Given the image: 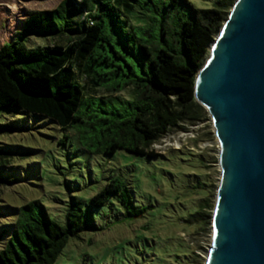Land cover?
Here are the masks:
<instances>
[{
  "label": "trees",
  "instance_id": "trees-1",
  "mask_svg": "<svg viewBox=\"0 0 264 264\" xmlns=\"http://www.w3.org/2000/svg\"><path fill=\"white\" fill-rule=\"evenodd\" d=\"M234 3L197 9L188 0H64L34 12L19 37L0 48V109L51 118L73 129L61 143L74 136L91 154L155 159L160 154L151 145L202 108L196 76ZM32 35L54 43L29 47ZM13 129L0 123V135ZM13 163V150L0 142V187L14 182L3 175ZM63 202L61 216L40 199L16 207L0 241V264H64L58 258L71 238L103 230L99 216L149 211L130 180L115 174L89 201L71 195Z\"/></svg>",
  "mask_w": 264,
  "mask_h": 264
},
{
  "label": "rangeland",
  "instance_id": "rangeland-1",
  "mask_svg": "<svg viewBox=\"0 0 264 264\" xmlns=\"http://www.w3.org/2000/svg\"><path fill=\"white\" fill-rule=\"evenodd\" d=\"M63 1L0 0V48L19 37L32 13L53 10ZM188 1L193 8L205 9L217 0ZM160 9L163 12V5ZM52 43L39 35L27 41L29 47ZM97 94L106 95L102 89ZM202 108L194 109L151 145L160 154L155 159L126 151L110 156L91 154L75 145L74 136L61 143L73 129L62 130L51 118L0 109V123L14 128L0 135L1 144L14 154L13 165L3 172L14 182L0 187V230H6L0 241L8 238L10 225L6 224L13 221L16 207L40 199L61 216L64 199L74 195L89 201L115 174L130 180L133 195L137 192L143 198L148 213L126 219L115 213L99 216L103 230L71 238L58 262L205 264L221 168L212 116ZM197 210L203 212L200 219L191 217Z\"/></svg>",
  "mask_w": 264,
  "mask_h": 264
},
{
  "label": "water",
  "instance_id": "water-1",
  "mask_svg": "<svg viewBox=\"0 0 264 264\" xmlns=\"http://www.w3.org/2000/svg\"><path fill=\"white\" fill-rule=\"evenodd\" d=\"M221 177L205 264H264V0H236L195 80Z\"/></svg>",
  "mask_w": 264,
  "mask_h": 264
}]
</instances>
